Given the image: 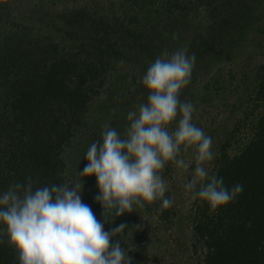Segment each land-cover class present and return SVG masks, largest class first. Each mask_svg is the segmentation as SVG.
I'll return each mask as SVG.
<instances>
[{"label":"rangeland","instance_id":"obj_1","mask_svg":"<svg viewBox=\"0 0 264 264\" xmlns=\"http://www.w3.org/2000/svg\"><path fill=\"white\" fill-rule=\"evenodd\" d=\"M45 1L0 0V14L4 15L0 23H5L7 28L11 21H16L28 26L34 36H49L61 47L80 49L81 40L73 18L68 24L60 17L68 19L72 11L84 7L97 14L95 20L105 17L104 24L113 33L109 36L112 40L119 41L125 36L137 45H144V49L149 47V52L154 51L156 56L165 49L172 52L181 46L189 48L200 40L204 42L202 51H199L201 46H191L192 51L188 50L189 54L195 53L196 62L190 83L181 90L180 100L194 105L192 122L212 138L213 152L217 155L205 165L210 175L219 164L217 156L223 143H227L225 154L231 157L254 138L255 125L264 111V99L256 97L264 64V0H211L214 9L210 12L205 6L207 0H177L181 3L174 7L178 12L166 17L156 11L165 1L155 0L150 15L141 22L130 23L121 12L131 0ZM126 19L129 21L128 16ZM91 33L96 38L95 31ZM174 33L179 34L178 39L173 38ZM94 38L86 47L93 60L103 53L99 48L107 46V40ZM190 40L192 43H188ZM104 57L111 66L106 70L107 82L89 102L85 125L75 131L62 154L64 178L72 186L81 180L82 202L90 205L101 221L103 209L94 201L99 193L96 178L78 175L87 163L84 156L94 141L101 140L106 121L123 135L130 124L127 113L146 103L148 95L141 83L148 65L143 69L140 58L125 55L120 59L106 53ZM178 119L169 125L170 131L175 129ZM181 156L191 161L193 149L182 152ZM194 168L195 164L191 163L186 173L168 162L161 171L162 179L168 184L165 197L174 201L175 213L169 221L159 217L151 203L144 208L134 206L133 212L112 216L104 224L105 231L122 223L126 225L122 233L112 237V242L120 241L131 258L130 264H202L205 249L193 230L200 199H192V193L184 188ZM14 250V260L18 262V252Z\"/></svg>","mask_w":264,"mask_h":264},{"label":"trees","instance_id":"obj_2","mask_svg":"<svg viewBox=\"0 0 264 264\" xmlns=\"http://www.w3.org/2000/svg\"><path fill=\"white\" fill-rule=\"evenodd\" d=\"M164 1L165 5L156 8L158 14L166 17L178 12L174 7L181 3ZM154 2L131 0L121 15L129 23L141 22L150 15ZM210 2L205 3L209 12L214 9ZM3 16L0 14V20ZM96 16L82 7L72 11L68 19L60 17L68 24L73 18L80 49L61 47L49 36H34L28 26L16 21H11L7 28L0 23V193L29 178L34 188L49 183H67L71 187L63 176L62 154L75 131L85 125L89 102L107 82L106 70L111 66L104 54L120 59L125 55L140 58L143 69L157 57L154 51L149 52V47L144 49V45L125 36L112 40L105 17L95 20ZM5 21L8 23L7 18ZM90 29L95 31L96 38L107 40V46L99 48L103 53L97 54L95 60L86 48L94 38ZM191 46H201L202 51L204 42H194L188 48L190 51ZM256 97L264 99V64ZM254 135L240 153L229 157L224 151L227 143H223L217 156L219 164L214 174L223 177L229 189L236 183L244 185L243 192L215 210L201 200L196 204L193 230L205 249L202 264H264V111ZM161 203L157 200L152 207L159 217L169 221L175 213L173 205L161 210ZM14 249L8 243L5 227L0 225V264H18Z\"/></svg>","mask_w":264,"mask_h":264},{"label":"clouds","instance_id":"obj_3","mask_svg":"<svg viewBox=\"0 0 264 264\" xmlns=\"http://www.w3.org/2000/svg\"><path fill=\"white\" fill-rule=\"evenodd\" d=\"M195 62L196 55L189 54L187 46L163 50L142 77L146 103L127 113L130 124L123 135L106 121L101 140L89 146L87 163L78 175L95 176L99 193L94 201L103 209V221L82 202L81 180L71 187L49 183L34 188L29 178L0 193V225L18 252V264H130L120 241L112 242L126 225L105 231L104 224L112 216L133 212L134 206L144 208L157 200H162L161 210L170 208L174 201L165 197L168 184L161 176L168 162L186 173L195 164L185 191L212 210L243 192L244 185L236 183L229 189L223 177L209 174L205 165L217 155L212 138L192 122L194 105L180 100ZM190 148L193 156L186 161L181 153Z\"/></svg>","mask_w":264,"mask_h":264}]
</instances>
